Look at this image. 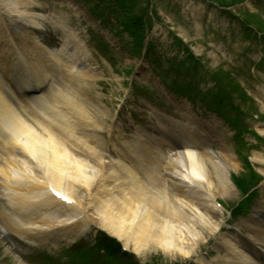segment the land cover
<instances>
[{
	"label": "bare ground",
	"instance_id": "6f19581e",
	"mask_svg": "<svg viewBox=\"0 0 264 264\" xmlns=\"http://www.w3.org/2000/svg\"><path fill=\"white\" fill-rule=\"evenodd\" d=\"M26 1L0 0L8 7V21L0 10V197L11 208L0 205L5 227L34 243H57L91 223L137 252L193 255L222 227L212 199L235 190L230 155L212 148L203 124L162 115L159 136L137 129L135 140L110 147L102 136L108 109L91 87L73 81L83 42L66 30L60 48L43 46L28 28L37 22L20 10ZM49 186L72 202L56 199ZM247 226L248 240L223 235L226 264H264V215Z\"/></svg>",
	"mask_w": 264,
	"mask_h": 264
},
{
	"label": "rangeland",
	"instance_id": "374dc122",
	"mask_svg": "<svg viewBox=\"0 0 264 264\" xmlns=\"http://www.w3.org/2000/svg\"><path fill=\"white\" fill-rule=\"evenodd\" d=\"M32 1L34 4H27L22 9L36 14L33 18L44 27V33L47 35L45 41L48 44L55 46L65 37L63 26L71 29L88 44L87 62L90 64L91 72L90 77L84 79H87L92 90L94 89L93 95L98 93V96L93 99L102 106H107L108 123H116L111 132L113 140L107 142L110 143L108 144L111 145L110 147H113V143L117 141L132 140L134 132L140 127L153 133L155 130L153 124L156 119L152 116V111L185 122H188L186 114L191 112L198 121L215 131L216 136L212 135V138H216L213 148L220 153L230 155V177L245 171L243 162L237 155V148L241 146L242 137L239 136L241 139L239 141L235 140L233 138L235 129L221 116L209 112L199 100L190 101L170 93L164 81L175 75L174 71H163L167 67L166 61H164L165 67L161 68L162 65L154 60L134 54L130 48L131 37L126 32L119 31L121 27L117 26L118 17L109 15L108 24H104L100 18L88 10L90 3L94 2L89 0ZM154 4V9L160 16V21L154 24L150 33L156 49L173 56L177 52V47L172 43L173 35H178L189 42L194 53L202 56L204 69L200 74H196L195 78L203 90L213 84L210 77L212 71L219 68L231 71L256 101L251 111L253 116H247L243 120L264 138V120L261 121L258 117L264 116V63H259L261 57H264V42L256 41L253 35L240 26L236 18L223 12L220 7L208 0H154ZM262 4L264 0H247L239 7L243 10L258 11ZM0 7L4 11L8 8L7 6L3 8L2 5ZM3 17L5 20L8 19L5 14ZM96 39H103L109 44L108 54L96 49L98 47L95 43ZM107 55L112 56L117 66H111L107 61ZM128 70H132L131 75L128 74ZM184 76L188 77V75L180 77ZM132 79L134 83L131 82ZM134 84L135 92L132 87ZM142 85L149 90L140 89ZM248 104L250 103L247 102L244 106L247 107ZM105 127L106 132L102 133V136L107 138L110 127L109 125ZM238 127L239 123H237V129ZM243 136L247 145L253 144L257 147L256 150H249L248 154L251 158L254 157L255 151L264 156V144L259 138L256 139L252 133L246 131ZM242 150L246 153L245 148ZM252 163L257 171L264 173V161L257 162L252 159ZM161 172L163 173L164 170L161 169ZM258 191L259 195L253 199L250 210L238 217L231 216L229 210L240 199L241 192L234 190L230 196H218V199L226 206V209H223V217L227 223L232 226H241L247 233L244 224L250 220L253 213L264 210V182L258 186ZM82 195L83 193L79 192L78 196ZM0 203L7 206V201L4 199L0 198ZM262 213L264 214L263 211ZM227 223L223 224L222 230L218 233H209L208 238L196 247L193 255L187 257L170 255L160 248H149L139 254L142 260L139 264L152 261L153 264H207L222 261L226 253L223 235L227 233L231 236L236 235ZM2 226L1 222L0 264H54V262L79 264L73 262L69 254L76 245L73 246V243L80 241L82 245L91 247L98 244L99 238V228L90 223V228L79 235L76 241L62 242L59 245L48 241L36 247L18 240L3 226L8 234L5 235ZM48 252L51 253L54 262L49 261L47 256L45 258L44 253ZM200 257L207 262H200Z\"/></svg>",
	"mask_w": 264,
	"mask_h": 264
},
{
	"label": "trees",
	"instance_id": "16d2710c",
	"mask_svg": "<svg viewBox=\"0 0 264 264\" xmlns=\"http://www.w3.org/2000/svg\"><path fill=\"white\" fill-rule=\"evenodd\" d=\"M130 29L132 32H134L135 34H137L138 36H142L143 34V17L142 15L140 16H133L130 20ZM242 189L243 190H247L249 189L251 186L254 185V183L256 182V177L249 175L247 178H241L238 180ZM100 248H105L104 249V253L101 254L96 261L97 264H139L137 262L134 261V259L125 253H122L120 251V247L119 244L116 243L115 241H105L103 243H101L98 246L97 251ZM88 257H90V255H85L81 254V259L83 261H88ZM93 258V257H91ZM90 259V258H89ZM134 262V263H132ZM90 264H92L91 262H89ZM96 264V263H93Z\"/></svg>",
	"mask_w": 264,
	"mask_h": 264
}]
</instances>
